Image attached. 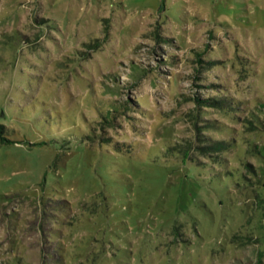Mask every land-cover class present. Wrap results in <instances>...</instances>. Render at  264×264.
<instances>
[{"label": "rangeland", "instance_id": "374dc122", "mask_svg": "<svg viewBox=\"0 0 264 264\" xmlns=\"http://www.w3.org/2000/svg\"><path fill=\"white\" fill-rule=\"evenodd\" d=\"M0 124V264H264V0H0Z\"/></svg>", "mask_w": 264, "mask_h": 264}, {"label": "trees", "instance_id": "16d2710c", "mask_svg": "<svg viewBox=\"0 0 264 264\" xmlns=\"http://www.w3.org/2000/svg\"><path fill=\"white\" fill-rule=\"evenodd\" d=\"M204 54V51H197L196 52V56L198 61L202 64V62H207L208 64L211 63V61L208 60H204L202 59L201 55ZM204 60V61H203ZM229 98L225 97V96H195L194 98H192V100L196 103V106L198 108L207 106H214V107H220L221 109H233V101L232 100H228ZM190 117L194 120H196L197 115L196 114H191ZM203 127H210L207 126L206 123H203L202 125ZM199 127V126H197ZM4 130V126L2 124H0V133ZM197 131L198 128H197ZM200 132V131H199ZM201 141V140H200ZM206 141V140H205ZM231 145V143H229L228 140H223V139H216L213 141H210L209 143H202V144H198L196 145V148H198L199 150H201L202 152H205V154H207L208 156L211 157H216L218 156L217 151L219 150H224V149H228ZM254 148L257 150V152L262 155V157L264 158V154H262V151H264V142L259 143L258 145H254ZM190 146H187L186 144H183V149H181L180 151H182V155L184 153H186V151H189ZM184 151V153H183ZM181 155V156H182ZM185 155V154H184ZM260 169L263 171L264 173V167H260Z\"/></svg>", "mask_w": 264, "mask_h": 264}]
</instances>
